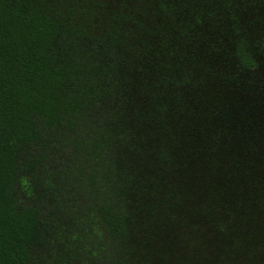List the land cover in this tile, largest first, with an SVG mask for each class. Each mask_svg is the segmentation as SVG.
I'll return each mask as SVG.
<instances>
[{"label":"trees","instance_id":"16d2710c","mask_svg":"<svg viewBox=\"0 0 264 264\" xmlns=\"http://www.w3.org/2000/svg\"><path fill=\"white\" fill-rule=\"evenodd\" d=\"M222 4L0 0V264L52 220L82 264H264V36Z\"/></svg>","mask_w":264,"mask_h":264},{"label":"rangeland","instance_id":"374dc122","mask_svg":"<svg viewBox=\"0 0 264 264\" xmlns=\"http://www.w3.org/2000/svg\"><path fill=\"white\" fill-rule=\"evenodd\" d=\"M217 1L226 4V9L221 11V19L224 22L229 21V11L234 12L240 24L249 33L255 36H264V0ZM60 223L59 225L56 220H52L47 224L49 235H47L46 242L31 252L32 261L35 264H82L79 253L75 252L74 245L69 242L70 240H66L63 220H60Z\"/></svg>","mask_w":264,"mask_h":264}]
</instances>
